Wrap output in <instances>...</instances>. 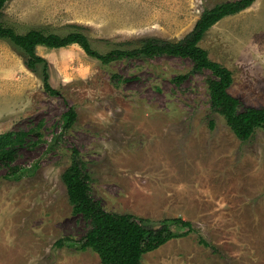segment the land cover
I'll return each mask as SVG.
<instances>
[{
	"label": "rangeland",
	"instance_id": "rangeland-1",
	"mask_svg": "<svg viewBox=\"0 0 264 264\" xmlns=\"http://www.w3.org/2000/svg\"><path fill=\"white\" fill-rule=\"evenodd\" d=\"M228 1L11 0L0 25L19 35L79 32L106 54L147 38L177 42L204 10ZM199 46L231 72L239 111L264 110V0L219 21ZM36 54L57 96L43 89L42 64L29 71L24 54L0 40V135L28 133L11 164L18 178L0 165V264H101L77 249L89 224L61 182L72 149L106 212L149 227L174 218L192 224L194 233L141 264H264V130L246 142L234 136L211 110L208 71L168 56L103 65L75 45L38 46ZM68 108L76 119L63 129Z\"/></svg>",
	"mask_w": 264,
	"mask_h": 264
},
{
	"label": "trees",
	"instance_id": "trees-1",
	"mask_svg": "<svg viewBox=\"0 0 264 264\" xmlns=\"http://www.w3.org/2000/svg\"><path fill=\"white\" fill-rule=\"evenodd\" d=\"M9 1L11 0H0V14ZM255 1H228L204 10L192 31L177 42L147 38L130 50H112L106 54L93 50L88 38L79 32L59 36L30 30L19 35L12 28L0 25V40H7L24 54V66L29 71L35 72L36 66L42 64L43 89L51 96H57L58 92L48 83L46 61L36 54L38 46L63 49L75 45L86 56L98 60L103 65L124 58L152 59L168 56L187 59L192 62L194 70H206L211 74V78L206 81L211 110L224 119L239 141L246 142L252 138L256 129L264 130V110L254 108L238 110L240 105L238 99L228 93L232 85L231 72L211 61L207 51L202 49L199 43L215 24L248 9ZM62 118L63 129H69L75 122L76 112L68 108ZM209 125L212 128L213 122ZM27 136V132H7L0 135V165L8 168L6 177L18 178L17 168L11 164L15 161L17 150L24 145ZM90 180L84 161L79 158V153L72 149L71 162L62 173L61 182L65 187L68 201L73 206V212L89 224L77 249L79 251L89 249L96 253L101 264H141L145 254L157 250L173 239L195 232L190 222L180 218L164 219L158 223V226L149 227L147 220L138 219L131 214L106 212L101 204L92 198ZM199 244L208 246L202 239H199ZM55 247L61 248L62 243L56 242Z\"/></svg>",
	"mask_w": 264,
	"mask_h": 264
}]
</instances>
